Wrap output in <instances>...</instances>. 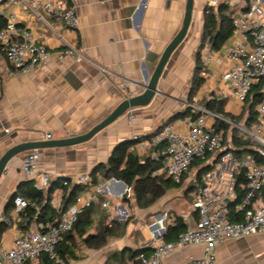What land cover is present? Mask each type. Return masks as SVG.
Segmentation results:
<instances>
[{
  "label": "crops",
  "instance_id": "crops-1",
  "mask_svg": "<svg viewBox=\"0 0 264 264\" xmlns=\"http://www.w3.org/2000/svg\"><path fill=\"white\" fill-rule=\"evenodd\" d=\"M67 1L75 7L77 29H67L63 22L51 16H46L44 21L36 20L20 6L15 8L21 26L40 36L54 54L48 64L36 66L28 74L17 75L0 52V135L3 134L0 156L15 143L47 140V133L52 134L51 139H60L87 132L127 98V91L120 86L122 82L128 83V90L134 94L142 93L152 74H146L145 63L151 58V65L155 68L166 46L180 30L186 8V0ZM208 1L194 0L188 32L172 53L159 79V92L148 105L131 108L135 115L132 121L128 118L129 109L88 141L37 149V173L49 174L50 180L57 184L51 201L55 209L64 208L65 194L80 184L81 176H91L98 165L109 161L118 143L133 139L134 135L141 136V140L147 138L171 117L185 111L188 104L202 106L205 97L215 95L227 99V112L240 114L241 104L228 94L227 83L221 77L230 65L225 49L234 44L232 35L216 51L210 48L208 41L203 42ZM221 3L229 5L232 18L246 8L245 0H222ZM56 34L73 40L85 58L78 61L60 57L58 52L63 45ZM199 58L204 66L199 72L204 82L191 98ZM185 117L175 118L168 124L184 128L182 121ZM208 122L212 124L214 121L208 118ZM233 130L231 126L226 134L227 144L231 147ZM131 149L142 157L153 156L155 151L154 148L143 149L140 140ZM28 151L14 158L0 179V220L4 219L7 206L18 188L27 180L22 173V161ZM111 179H100L105 182L104 197L110 204L105 209L111 216H115L118 210L121 217H128L132 212L133 219L140 218L137 225L141 236L129 245L137 252L142 251L143 244L148 241H164L167 224L174 221L175 215H193L191 205V209L179 210L184 206L185 196L192 202L188 194L191 188L189 179L183 180L187 190L182 202L169 194L175 189L171 188L154 202L153 208H141L133 187L127 185L125 189L122 180L115 182ZM84 186L86 188L79 196L91 190L89 185ZM125 190L121 196L117 194V191ZM262 202L264 194L257 201ZM14 234L15 227L11 225L1 237L0 252L11 245ZM203 248L200 244L181 246L165 257L162 264H188L189 256H201ZM217 264H264V232L219 244Z\"/></svg>",
  "mask_w": 264,
  "mask_h": 264
},
{
  "label": "built area",
  "instance_id": "built-area-1",
  "mask_svg": "<svg viewBox=\"0 0 264 264\" xmlns=\"http://www.w3.org/2000/svg\"><path fill=\"white\" fill-rule=\"evenodd\" d=\"M222 0H209L208 7L216 8ZM243 13L233 18L232 37L234 44L225 49L230 60L229 67L222 74L227 83L228 94L237 102L244 104L253 88L261 84L260 99L256 105L257 122L248 128L244 124H235L230 119L218 115L203 106L188 104L199 116H186L184 128L174 124H166L150 134L147 138L134 135L140 140L143 149L155 148L153 158L161 160L159 168L153 176H162L175 182L183 181L193 168L195 160L202 161L210 167L199 179L195 173L191 179L188 192L197 216L184 215L187 228L171 241H148L143 248L150 247L146 253L142 250L134 260V264H162L165 257L172 255L177 248L189 245H203L201 256H189L188 264H217V247L228 239H236L264 232V202L257 203L264 194V0H245ZM20 6L36 20L44 21L46 16L55 17L64 23L67 29H77L78 17L75 7L67 0H0V16L5 24L0 28V52L13 67L15 74L30 73L36 66L46 65L54 52L27 27L21 26L15 10ZM63 48L58 52L60 57H71L75 60L85 58L79 46L70 38L56 34ZM120 86L127 91V98L134 94L128 90L129 85L122 82ZM211 99L218 98L215 95ZM130 109L128 118H134ZM208 118L213 119L209 124ZM217 119L236 126L244 138L254 142L253 155L238 156L227 144L223 130H217ZM52 138L51 133L46 134ZM37 149L29 150L23 157L22 173L27 180H36L39 189H46L50 184L47 173H37ZM241 184L244 192L235 205L240 213L239 220L228 216V205L237 197V184ZM111 180L119 182L112 178ZM79 183L89 185L91 190L78 196L68 209L56 208L54 215L45 220L34 219L22 228L18 224L20 213L28 202L22 196L15 198V206L11 212V220L15 234L10 246L0 252V264H71L67 254L60 251V244L66 233L70 232L79 215L88 207L101 204L109 208V200L105 199V182L92 183L89 175L79 178ZM68 182H65L67 185ZM118 192L121 196L126 193ZM36 210L39 206L35 205ZM192 220V221H191ZM29 223V219L24 225Z\"/></svg>",
  "mask_w": 264,
  "mask_h": 264
},
{
  "label": "trees",
  "instance_id": "trees-1",
  "mask_svg": "<svg viewBox=\"0 0 264 264\" xmlns=\"http://www.w3.org/2000/svg\"><path fill=\"white\" fill-rule=\"evenodd\" d=\"M4 24L5 19L0 16V28L4 26ZM233 28L232 11L227 3H220L216 8H206L203 42L208 41L212 50L216 51L222 48L225 42L231 37ZM203 67L204 66L200 64L199 58L196 66L197 70L193 76L190 91L191 98L204 82V77L199 73ZM261 86L262 85L259 84L253 88L251 94L246 98L243 104L246 108H243L239 115L226 111L225 106L227 99L225 98H206L202 101V106L218 115L230 119L235 124L243 123L246 127L251 128L257 122L256 105L260 99ZM199 114L200 113L194 111L191 106H187L185 111L177 113L175 116L171 117L168 122L175 118L189 115L195 118L199 116ZM168 122L166 123L168 124ZM166 123L164 125H166ZM214 125L217 130L224 131L225 137L230 127L232 126L234 128L232 132V149L238 156L253 155L255 153L253 150L254 142L249 138H244L236 126L222 119H217ZM137 141L138 140L130 139L118 143L109 161L98 165L97 170L92 173L91 178L94 184L100 182V179L108 180L116 178L124 181L128 186L133 187L138 205L141 208H146L153 204L168 189L181 187L183 181L175 182L162 176H153L152 173L160 167L161 160L154 159L151 155L144 157L138 155L137 152L131 149L137 144ZM154 150L156 149L154 148ZM194 166H198L196 174L199 179L210 167L208 164H204L199 160L194 161L193 167ZM99 175H101V178H99ZM242 183H245V179L241 177L237 184V197L234 202L228 205V216L233 220H239L241 218L240 213L235 211V205L240 201L244 192V189L241 187ZM56 185V181H51L46 189H39L34 179L24 181L14 194L12 201L9 202L4 217L11 220L10 211L13 210L15 206V198L17 196H22L28 202L27 207L20 213L18 221V224L22 228L28 227L36 217L38 220L51 218L56 211L51 202ZM85 188L83 184H76L69 194H65L66 203L63 206L64 209H68ZM35 205L39 206L38 210H36ZM103 210H105V208H103L101 204H95L86 208L79 215L74 228L65 234L59 246L63 254H67L70 258L77 257L75 254L77 238L83 240L89 248H99L105 244L107 237L113 234V224H105L106 215L108 214L104 213ZM193 215L195 217L197 216L194 209ZM27 219H29V223L24 225ZM95 219H99L97 231L88 233V229L93 225ZM113 221L114 223H119L117 220ZM10 226L11 223L8 220H0V240L3 233ZM187 226L188 224L183 221L182 215H175L174 221L167 224L165 240L171 241L176 239L178 234L184 231ZM150 251V247H147L145 250L146 253ZM138 253L139 252L134 248L126 246L124 249L113 253L111 258L116 260L118 264H134V260L138 256Z\"/></svg>",
  "mask_w": 264,
  "mask_h": 264
},
{
  "label": "water",
  "instance_id": "water-1",
  "mask_svg": "<svg viewBox=\"0 0 264 264\" xmlns=\"http://www.w3.org/2000/svg\"><path fill=\"white\" fill-rule=\"evenodd\" d=\"M193 8L194 0H186V8L182 26L178 33L171 40V42L166 46L155 68H153L151 65L153 59L148 58V62L145 63V65L147 66L145 72L146 74L148 72H152V74L149 78V81L144 85V91L142 93L135 94L131 97L124 99L107 117H105L99 123L95 124L90 130L85 133L60 139L24 141L9 146L0 156V179L6 171L7 165L14 158H17L21 153L31 149H44L50 147L68 146L88 141L97 133H99L102 129H104L105 127L116 121L118 118H120L129 109L148 105L152 101L154 96L159 92V79L163 74L172 53L183 41L188 32L192 20ZM1 137H3V134L0 135V138ZM121 183L126 189L127 184L123 181H121ZM141 250H146V248H142Z\"/></svg>",
  "mask_w": 264,
  "mask_h": 264
},
{
  "label": "rangeland",
  "instance_id": "rangeland-1",
  "mask_svg": "<svg viewBox=\"0 0 264 264\" xmlns=\"http://www.w3.org/2000/svg\"><path fill=\"white\" fill-rule=\"evenodd\" d=\"M207 97H205L206 99ZM244 105H240V109L242 110ZM198 166H194L190 172L185 176L184 179H189V181L194 177L197 172ZM181 187L173 189L169 194L173 195V197L180 202L183 198V195H186V184L184 183ZM186 200H183L184 206H180L179 210L183 212L185 207L191 209L189 205L192 206V202L188 196H185ZM182 202V201H181ZM150 207H154V203L150 205ZM151 208V209H152ZM115 216L110 215V211L107 209L103 210L106 215L105 224H113V234L109 235L106 239V242L103 246L99 248H89L87 245L81 240L77 238L76 246H75V254L76 258H70L71 264H118L116 260L111 258V255L115 252H118L124 249L126 246H129L133 239H139L141 236V229L138 227V221L140 218H135V215H132V212L128 217H121L118 210L115 213V210L112 209ZM113 220H117L119 223H114ZM99 223V219H95L93 225L88 229V233L96 232L97 226ZM149 223V222H148ZM133 225V226H131ZM147 225V224H146ZM130 247V246H129Z\"/></svg>",
  "mask_w": 264,
  "mask_h": 264
}]
</instances>
